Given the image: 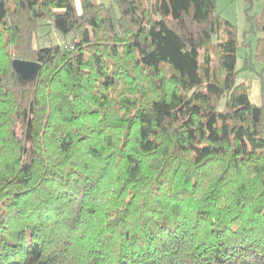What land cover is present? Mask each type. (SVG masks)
I'll return each instance as SVG.
<instances>
[{
  "label": "trees",
  "instance_id": "trees-1",
  "mask_svg": "<svg viewBox=\"0 0 264 264\" xmlns=\"http://www.w3.org/2000/svg\"><path fill=\"white\" fill-rule=\"evenodd\" d=\"M237 47L215 0H0V264H264V80L256 105Z\"/></svg>",
  "mask_w": 264,
  "mask_h": 264
},
{
  "label": "rangeland",
  "instance_id": "rangeland-1",
  "mask_svg": "<svg viewBox=\"0 0 264 264\" xmlns=\"http://www.w3.org/2000/svg\"><path fill=\"white\" fill-rule=\"evenodd\" d=\"M101 2V0H97ZM103 3H113V0H102ZM217 11L236 26L237 30V79L248 84L249 100L261 104V82L264 80V53L257 55L256 44L259 37H264V30L251 29L249 17L264 11V0H215ZM67 40L69 36L66 37ZM63 36L54 28L40 26L34 34L33 46L44 47L49 44H62ZM249 67H245V58Z\"/></svg>",
  "mask_w": 264,
  "mask_h": 264
},
{
  "label": "water",
  "instance_id": "water-1",
  "mask_svg": "<svg viewBox=\"0 0 264 264\" xmlns=\"http://www.w3.org/2000/svg\"><path fill=\"white\" fill-rule=\"evenodd\" d=\"M11 66L20 82H30L38 74L41 64L37 61L23 60L15 58L11 61Z\"/></svg>",
  "mask_w": 264,
  "mask_h": 264
},
{
  "label": "crops",
  "instance_id": "crops-1",
  "mask_svg": "<svg viewBox=\"0 0 264 264\" xmlns=\"http://www.w3.org/2000/svg\"><path fill=\"white\" fill-rule=\"evenodd\" d=\"M74 1H75V4L78 6L80 0H74ZM101 2H102V0H101Z\"/></svg>",
  "mask_w": 264,
  "mask_h": 264
}]
</instances>
